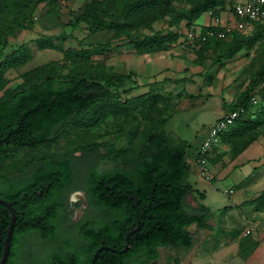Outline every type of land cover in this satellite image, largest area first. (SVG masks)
<instances>
[{
	"label": "trees",
	"instance_id": "1",
	"mask_svg": "<svg viewBox=\"0 0 264 264\" xmlns=\"http://www.w3.org/2000/svg\"><path fill=\"white\" fill-rule=\"evenodd\" d=\"M41 1L53 4L57 0H0V90L6 83L5 70L25 63L30 56L24 44L3 51L7 38L31 26L32 10ZM175 1L178 0H90L66 24L72 29L82 21L91 31L113 29L125 34L139 53L160 51L183 43L184 30L207 10L213 16L231 10L233 0H185L186 5L180 7L174 6ZM165 16H169L167 30H140ZM202 27L204 30L213 26ZM246 32L250 33L234 31L226 38L208 36L186 44L193 43L197 51L212 48L219 58L231 57L264 38V21L255 22ZM68 35L62 31L37 37L39 48L60 51L63 62L50 60L36 66L19 83L0 93V158L10 150L56 142L70 130L95 126L110 115L149 108L162 98L153 89L125 96L132 89L131 72L112 70L93 59V55L109 51L110 42L65 48L62 42ZM252 96H256L255 102ZM240 108L234 123L220 133L219 143L236 142L263 122L264 54L227 110ZM149 113L152 116L139 137L134 140L129 135L123 147L92 142L61 155H43L41 164L19 180L0 172V197L10 202L16 214L7 264L17 263L22 238L29 233H37L49 244L42 264H57L55 257H59L60 264H90L98 248L93 264H143L158 257L159 247L190 249L195 243L191 224L195 230L212 228L209 221L215 211L202 202L196 207L186 202L187 195L203 198V192L189 179L188 140L165 127L167 115H155L151 109ZM249 141L243 138L234 147L235 152ZM101 146L105 149L103 160L112 166L91 167L86 191L95 204L105 208V217L82 223L77 240H60L57 218L63 203L59 193L73 180V153L93 152ZM212 157L213 153L210 162ZM254 208H264V190L255 199ZM10 215V209L0 203V256ZM173 259L179 263L178 257Z\"/></svg>",
	"mask_w": 264,
	"mask_h": 264
},
{
	"label": "rangeland",
	"instance_id": "2",
	"mask_svg": "<svg viewBox=\"0 0 264 264\" xmlns=\"http://www.w3.org/2000/svg\"><path fill=\"white\" fill-rule=\"evenodd\" d=\"M89 1L57 0L53 4L41 1L35 5L31 26L16 32L14 36H9L3 48V51L8 52L11 47L24 44L30 56L25 63L5 70L3 77L6 83L0 93L15 86L23 79L25 73L36 66L50 60L63 62V54L60 51L39 48L35 39L40 35H56L64 31L69 33L62 42L65 48L110 42V50L93 55V59L112 70L131 72L132 89L125 96L153 89L162 98L149 108H133L123 115H110L95 126L72 129L56 142L35 148L10 150L0 158L1 174L19 180L41 164V156L50 153L61 155L80 144L106 142L115 148L123 147L127 145L129 135L134 140L139 137L141 129L152 116L149 113L151 109L155 115H167L165 127L188 140L189 179L198 188L205 189L208 195L205 203L214 210L226 202L240 200L241 203L238 209L229 210L230 213L216 210L210 220L212 230H195L191 224L189 228L195 232V243L190 249L159 247L158 257L143 264H175L173 258L176 257L179 258L178 264H191L194 256H208L217 247H221L223 241L231 239L234 232L240 230V224L241 228L247 225L252 229L246 239L261 235V240H264V208H254L255 199L264 190V120L243 137L250 141L239 152H235L234 147L241 143L242 137L237 138L236 142H221L214 148L212 161H209V167L214 165L212 179H197L193 170L195 149L202 141L207 127L229 108V103L245 87L259 65L264 54V38L250 49L242 48L231 57L221 55L219 58L212 48H201L197 51L193 48V43H176L166 50L139 53L129 43L125 34L115 33L113 29L91 31L82 21L70 29L67 21L74 19ZM173 4L175 7L186 5L185 0H178ZM224 15L223 10L221 17ZM204 18L205 14H202L197 21L202 22ZM168 20L169 16H165L163 19L152 21L150 27L140 30L145 33L165 31L169 27ZM104 153L102 146L93 152L74 151L73 180L66 190L59 193L63 203L57 218L60 240H77L78 229L82 223L90 219L98 221L105 217V208L95 204L86 191V176L91 167L107 169L112 166L103 160ZM230 187L233 191L225 193L224 190ZM192 197L187 195L186 201L192 202ZM70 201L73 202L70 204ZM256 222L259 224L256 225ZM39 240L37 233L23 236V246L16 264H42L49 247L43 248ZM211 257V262L207 264H240L234 253L228 258L225 257L227 260H219L217 255Z\"/></svg>",
	"mask_w": 264,
	"mask_h": 264
},
{
	"label": "built area",
	"instance_id": "3",
	"mask_svg": "<svg viewBox=\"0 0 264 264\" xmlns=\"http://www.w3.org/2000/svg\"><path fill=\"white\" fill-rule=\"evenodd\" d=\"M224 11L225 15L221 17V13L218 16H213L211 10H207L204 13L205 18L202 22L196 20L190 28L184 30L183 43L193 42L195 39H205L208 36L226 38L234 31L246 32L251 30L255 22L264 21V0H233L232 9ZM208 25L213 27L203 30L202 26ZM251 100L255 102L256 96H252ZM241 110L240 108L225 111L208 127L197 148L193 162L202 178L212 179L209 157L212 155L213 148L219 144L220 133L227 130L234 123ZM231 191V188L225 190V192ZM249 231V228H246L243 233L247 234Z\"/></svg>",
	"mask_w": 264,
	"mask_h": 264
},
{
	"label": "crops",
	"instance_id": "4",
	"mask_svg": "<svg viewBox=\"0 0 264 264\" xmlns=\"http://www.w3.org/2000/svg\"><path fill=\"white\" fill-rule=\"evenodd\" d=\"M217 117H219V116H217ZM207 129H208V127H207ZM207 129H206V131H207ZM206 131H205V133H206ZM197 148H198V146L195 149V155H196V152H197ZM187 160H188V162L190 161V159H187ZM193 162H194V160H193ZM193 165H194V168H193L194 173L196 174L197 179H199V177H201V176L197 172V169H196V166H195L194 163H193ZM213 166L214 165L212 164L209 167L210 168V172L212 173V176L214 175V173H213L214 171L212 170ZM191 182L193 183L195 188H197L198 190L203 192V198L202 199H200V198L198 199V197L197 198L192 197V202H187L186 201L189 204V206L196 207L199 204V202H202L205 205H207L211 210H214V209L211 208V206L209 204L205 203V200L207 199V196H208L206 194L205 189L202 188V187L198 188L197 185H195L193 181H191ZM230 188L232 189V187H230ZM225 190H224V192H225ZM210 191L212 192V190H210ZM232 191H233V189H232ZM225 193H230V192H225ZM231 202L232 203H227L226 202V204H224L221 207L216 208L214 211H216V210H224V211H227V212L230 213L229 210H231L232 208L238 209V205L241 203L240 200H236L234 202L231 201ZM224 206H226L225 209H223ZM258 224L259 223H257L256 225H258ZM241 225L242 224H240V226H239L240 230L237 231V232L235 231L233 236H231V239H228L229 243H228V240L226 242L223 241L222 242V246L221 247H217L214 251L209 253L210 255H208V256H199V257L194 256V259L192 260L191 264H201V263L202 264H207V263H210L211 260H212V257H211L212 255L219 256L220 257L219 260H227V258L229 256L233 255V253H234L236 259H238V262L240 264H264V240H261V237H260L261 235L260 236L258 235L257 238L246 239V236L251 234L252 229L249 228V226H247V225L243 226L241 228ZM246 228H249L250 231L247 234H244L243 232H244V230ZM207 230H212V228L211 229H207ZM199 249H201V247H199ZM225 257H227V258H225Z\"/></svg>",
	"mask_w": 264,
	"mask_h": 264
},
{
	"label": "water",
	"instance_id": "5",
	"mask_svg": "<svg viewBox=\"0 0 264 264\" xmlns=\"http://www.w3.org/2000/svg\"><path fill=\"white\" fill-rule=\"evenodd\" d=\"M0 203L4 204L6 207H8L10 209V220H9V225H8V228H7V231H6V235L3 239V250H2V253H1V256H0V264H5L7 258H8V255H9V249H10V240H11V234H12V231H13V227H14V223H15V218H16V214L14 212V208L13 206H11L10 202H8L6 199L0 197ZM98 250H95L94 252V256L92 258V261L90 262V264H93V260L94 258L97 256V253H98Z\"/></svg>",
	"mask_w": 264,
	"mask_h": 264
},
{
	"label": "flooded vegetation",
	"instance_id": "6",
	"mask_svg": "<svg viewBox=\"0 0 264 264\" xmlns=\"http://www.w3.org/2000/svg\"><path fill=\"white\" fill-rule=\"evenodd\" d=\"M80 200H81V199H80ZM72 202H73V201H70V204H71ZM39 242L43 244V245H42L43 248H48V247H49V244H48V243L43 242V241H40V240H39ZM8 258H9V257H8ZM8 258H7V259H8ZM55 260H56V263H57V264H60V263H61V260L59 259V257H55ZM5 264H7V260H6Z\"/></svg>",
	"mask_w": 264,
	"mask_h": 264
}]
</instances>
